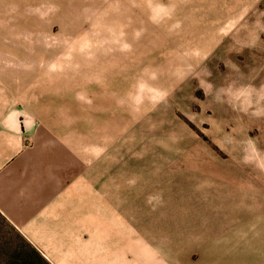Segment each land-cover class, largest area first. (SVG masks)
<instances>
[{"label":"rangeland","instance_id":"rangeland-1","mask_svg":"<svg viewBox=\"0 0 264 264\" xmlns=\"http://www.w3.org/2000/svg\"><path fill=\"white\" fill-rule=\"evenodd\" d=\"M0 264H264V0H0Z\"/></svg>","mask_w":264,"mask_h":264}]
</instances>
